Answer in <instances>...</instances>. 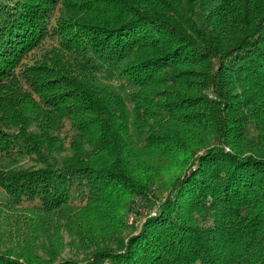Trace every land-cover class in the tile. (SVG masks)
Returning a JSON list of instances; mask_svg holds the SVG:
<instances>
[{
    "label": "trees",
    "instance_id": "trees-1",
    "mask_svg": "<svg viewBox=\"0 0 264 264\" xmlns=\"http://www.w3.org/2000/svg\"><path fill=\"white\" fill-rule=\"evenodd\" d=\"M0 189V264H264V0H0Z\"/></svg>",
    "mask_w": 264,
    "mask_h": 264
},
{
    "label": "rangeland",
    "instance_id": "rangeland-1",
    "mask_svg": "<svg viewBox=\"0 0 264 264\" xmlns=\"http://www.w3.org/2000/svg\"><path fill=\"white\" fill-rule=\"evenodd\" d=\"M166 181V180H165ZM166 193L163 191V188L161 187L158 190V196L159 198H152L150 197V201L145 200H138L136 203H133L132 209L128 212L126 216V220L128 222L129 228L122 231L120 236H128V235H134L138 233V231L141 229L145 219L155 214V211L157 207L155 206V203L157 200H159L163 194ZM7 195L0 189V203L5 204L7 201ZM157 199V200H156ZM10 217L17 218L19 220L23 219V217L31 218L33 216L32 210H29L27 208H21V209H15L12 211L7 212ZM12 225H15L17 228H20L19 225L16 223H13ZM23 229V228H22ZM0 233L3 234L0 235V239L5 241H10V237L8 236L6 239L4 238L6 234L3 233V229H1ZM14 239L13 243H10V245H15L16 240H20V237H18L19 232H14ZM23 238V235H20ZM60 241L58 248L56 249V253L54 254L57 260H63V259H74V260H82L83 258H86L91 253V250L85 249L82 246L75 244L72 237L69 235V232L63 230L60 234ZM112 246H114L112 244ZM3 247V246H2ZM35 253L40 255L43 258H50V252H51V243L49 239L42 238L39 239L37 244H35Z\"/></svg>",
    "mask_w": 264,
    "mask_h": 264
}]
</instances>
